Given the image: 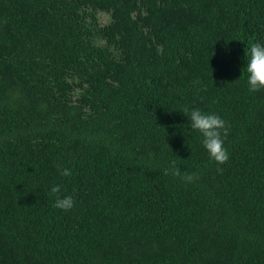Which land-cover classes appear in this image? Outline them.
I'll use <instances>...</instances> for the list:
<instances>
[{
  "label": "trees",
  "instance_id": "1",
  "mask_svg": "<svg viewBox=\"0 0 264 264\" xmlns=\"http://www.w3.org/2000/svg\"><path fill=\"white\" fill-rule=\"evenodd\" d=\"M254 42L264 0H0V264H264ZM184 107L227 122L226 163Z\"/></svg>",
  "mask_w": 264,
  "mask_h": 264
},
{
  "label": "clouds",
  "instance_id": "2",
  "mask_svg": "<svg viewBox=\"0 0 264 264\" xmlns=\"http://www.w3.org/2000/svg\"><path fill=\"white\" fill-rule=\"evenodd\" d=\"M246 60L245 70L248 74L249 91L257 92L264 90V44L258 42L250 44L246 52ZM182 112L190 120L191 129L198 131L202 135V144L209 158L217 164L222 165L226 163L229 159V154L224 147V142L230 131V126L227 122L219 115L205 113L199 108L190 110L188 107H184ZM57 168L62 176L69 177L72 175L71 171L67 168H63L60 165H57ZM163 174L180 177L185 183H192L198 179L195 174L184 173L181 175L180 170L174 166L164 169ZM50 191L56 197L55 208L69 211L74 207L75 202L71 195H60V185L51 187Z\"/></svg>",
  "mask_w": 264,
  "mask_h": 264
},
{
  "label": "rangeland",
  "instance_id": "3",
  "mask_svg": "<svg viewBox=\"0 0 264 264\" xmlns=\"http://www.w3.org/2000/svg\"><path fill=\"white\" fill-rule=\"evenodd\" d=\"M100 18H101L103 24H105L109 21V15H107V14H100Z\"/></svg>",
  "mask_w": 264,
  "mask_h": 264
}]
</instances>
